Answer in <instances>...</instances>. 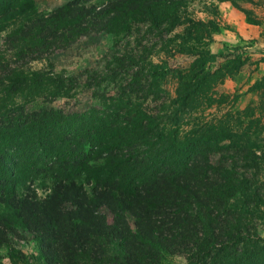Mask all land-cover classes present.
<instances>
[{"label":"trees","instance_id":"obj_1","mask_svg":"<svg viewBox=\"0 0 264 264\" xmlns=\"http://www.w3.org/2000/svg\"><path fill=\"white\" fill-rule=\"evenodd\" d=\"M188 1L70 0L37 14L34 0H0V248L11 260L164 264L183 254L186 264H264V237L256 231L264 222V151L256 149L264 143L246 137L234 153H219L227 151L224 139L203 125L180 131L199 93L179 70L147 60L160 44L194 52L201 24L189 19L175 31ZM141 31L155 39L142 43L140 54H112L110 73L130 78L101 98V108L69 117L56 108L25 111L37 96L71 97L76 87L74 77L31 62L91 33ZM197 54L194 74L217 57ZM141 60L145 66L133 70ZM173 71L172 97L160 82ZM147 100L160 101L152 113L139 107ZM19 230L31 235L37 253L12 245L10 233L21 236Z\"/></svg>","mask_w":264,"mask_h":264},{"label":"rangeland","instance_id":"obj_2","mask_svg":"<svg viewBox=\"0 0 264 264\" xmlns=\"http://www.w3.org/2000/svg\"><path fill=\"white\" fill-rule=\"evenodd\" d=\"M68 1L70 0H34V5L37 14H44ZM101 1L104 0H94ZM235 1L239 7L230 0L188 1L180 8L183 24L177 26L175 31L182 33L191 24L189 19L201 24L197 26V33L192 35L200 36L198 40L191 39L194 52H179L174 49L167 51L159 49L158 47H162L160 44L147 57L152 64H165L168 68L179 70L188 87L198 91V99L192 103L190 114L183 115L180 131H192L196 125H203L206 133L224 139L226 147L223 151H227L219 153H234L246 137L254 143H264V0ZM143 32H131V36L125 37L105 32L91 33L81 37L69 48L53 52L48 60L31 62L33 69L48 70L66 78L74 77L76 87L71 90V97L59 96L46 100L44 96H37L26 103L25 111L31 113L56 108L69 117L75 113L101 108V98L114 96L118 85L125 82L123 77H127L126 81L130 78L127 74L114 76L110 73L108 66L112 54L120 50L140 54L141 44L155 39L150 33ZM136 34L145 36L146 39L141 40ZM200 49L208 50L217 57L215 61L202 65L204 69L194 74L192 65ZM49 63L52 65L50 68ZM141 65L145 66L142 60L134 65L133 70ZM174 74L176 71L167 74L160 82L172 97L178 84V78ZM204 75L207 80L199 83V78ZM157 103L160 101L147 100L139 107L152 113ZM262 151L264 145L256 149V153H263ZM217 159L218 154H213L212 161L216 163ZM260 173L264 174V161ZM35 188L38 195L43 196L42 189L39 186ZM256 231L264 237L263 221L258 220ZM19 234L21 236L10 233L12 245L28 256L37 253L31 235L22 230H19ZM27 261L31 263L32 259L28 258ZM20 263L19 260H11L4 247L0 248V264ZM164 264H186V259L183 254H176L168 257Z\"/></svg>","mask_w":264,"mask_h":264},{"label":"crops","instance_id":"obj_3","mask_svg":"<svg viewBox=\"0 0 264 264\" xmlns=\"http://www.w3.org/2000/svg\"><path fill=\"white\" fill-rule=\"evenodd\" d=\"M248 25H250V26H252V27H255V26H257V25H252V24H248Z\"/></svg>","mask_w":264,"mask_h":264}]
</instances>
